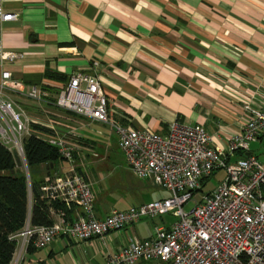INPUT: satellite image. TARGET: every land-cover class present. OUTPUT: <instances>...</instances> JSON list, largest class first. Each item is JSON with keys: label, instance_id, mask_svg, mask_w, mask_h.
I'll list each match as a JSON object with an SVG mask.
<instances>
[{"label": "crops", "instance_id": "obj_1", "mask_svg": "<svg viewBox=\"0 0 264 264\" xmlns=\"http://www.w3.org/2000/svg\"><path fill=\"white\" fill-rule=\"evenodd\" d=\"M6 12L19 18L0 19L1 50L18 57L4 59L0 71H11L24 89L46 92L42 102L12 97L44 128L35 130L44 138L79 134L75 162L87 180L78 161L102 146L100 125H107L56 105L75 72L100 78L116 123L159 133L175 121L202 125L222 150L246 123L244 104L264 105V0H0V15ZM248 153L264 158V135ZM66 168L57 161L41 191ZM144 188L141 181L134 186ZM71 209L76 216L79 209ZM111 210L96 213L102 218ZM157 224L141 219L104 239L61 236L46 248H28L23 264H103L132 237H152Z\"/></svg>", "mask_w": 264, "mask_h": 264}, {"label": "built area", "instance_id": "obj_2", "mask_svg": "<svg viewBox=\"0 0 264 264\" xmlns=\"http://www.w3.org/2000/svg\"><path fill=\"white\" fill-rule=\"evenodd\" d=\"M18 18L17 12L0 15L1 21ZM17 57L15 53H3L0 42V67L4 59ZM98 65L94 62L95 67ZM23 87L11 71L1 69L0 141L16 151L26 165L24 143L30 135L36 134L56 147L69 167L49 178L42 188L43 197L69 209L74 206L79 212L72 217L65 209L52 207L51 225H32L28 221L12 235L16 249L10 264H23L24 254L32 245L46 248L61 236L76 241L104 239L141 219L167 214L175 218L170 225L159 224L150 238L132 237L103 264H137L152 259L167 264H264V158L247 154L264 135V105L254 108L251 102L244 104L246 123L228 137L227 150H222L212 145V135L202 125L175 121L166 133H159L116 123L109 117L100 78L81 71L72 74L58 91L56 105L110 126L118 135L133 174L169 192L166 197L126 209H112L100 218L92 184L75 162L82 147L79 134L55 133L44 138L35 131L33 118L12 96L21 93L25 99L42 102L46 92L38 85ZM220 169L226 170L225 178L213 191L195 198L203 181ZM190 202L194 205L187 209Z\"/></svg>", "mask_w": 264, "mask_h": 264}, {"label": "trees", "instance_id": "obj_3", "mask_svg": "<svg viewBox=\"0 0 264 264\" xmlns=\"http://www.w3.org/2000/svg\"><path fill=\"white\" fill-rule=\"evenodd\" d=\"M32 127L34 130H44L37 124H32ZM24 150L32 182V205L27 175L18 166L14 152L0 141V264L11 263L16 249L12 235L28 221L32 225H51L54 222L51 207L65 209L69 216L73 212L65 204L49 203L42 196L41 186L45 183V177L53 175L57 161L64 160L57 148L32 134L26 139Z\"/></svg>", "mask_w": 264, "mask_h": 264}, {"label": "rangeland", "instance_id": "obj_4", "mask_svg": "<svg viewBox=\"0 0 264 264\" xmlns=\"http://www.w3.org/2000/svg\"><path fill=\"white\" fill-rule=\"evenodd\" d=\"M100 126L104 135V142L101 143L102 146L99 145L93 151L96 155L80 157L78 161L79 166L83 169L89 180L94 183V186L92 185L93 191L99 194V196L96 194V200L97 203H101L98 204V207L96 206V210L98 209L100 213H106L113 208L126 209L129 205L139 201H152L168 196V191L151 182L139 179L133 174L125 154L119 146L117 133L108 125ZM19 158L21 159V156ZM85 158H88L87 162H85ZM21 161V168L27 175L29 197L32 200V182L29 178L30 171L24 160L21 159ZM60 165L67 167L66 170L69 167V163L65 160H59L58 166ZM225 176V169L215 171L212 176L204 181L201 190L198 191L195 198H200L202 194H208L213 191ZM140 181L145 184V188L141 192L134 189V186L139 184ZM193 205L194 202H190L186 205V208L190 209ZM152 220L158 222L157 225H159L162 224V221L172 223L175 218L171 214H167ZM137 264H167V262L152 259L149 261H140Z\"/></svg>", "mask_w": 264, "mask_h": 264}, {"label": "water", "instance_id": "obj_5", "mask_svg": "<svg viewBox=\"0 0 264 264\" xmlns=\"http://www.w3.org/2000/svg\"><path fill=\"white\" fill-rule=\"evenodd\" d=\"M13 152H14V155L16 157V161H17L18 166H22V161L19 158L18 154L16 153V151H13Z\"/></svg>", "mask_w": 264, "mask_h": 264}]
</instances>
